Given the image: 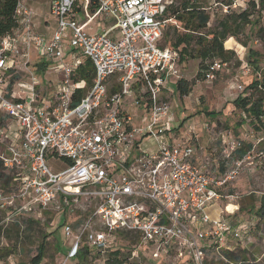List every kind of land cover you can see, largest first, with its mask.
Segmentation results:
<instances>
[{
	"label": "built area",
	"instance_id": "1",
	"mask_svg": "<svg viewBox=\"0 0 264 264\" xmlns=\"http://www.w3.org/2000/svg\"><path fill=\"white\" fill-rule=\"evenodd\" d=\"M251 2L258 0H205L202 9L226 15ZM174 3L50 0L56 24L45 36L35 29L33 9L16 1L15 26L0 38V228L12 224L22 231L31 215L51 227L63 215L67 246L57 264H73L84 251L108 264L111 252L120 255L121 238L133 241L128 260L264 264V258L231 259L253 224L238 214V196L226 190L250 163L255 146L239 156L240 142L225 137L220 165L199 151L194 132L173 142L180 130L169 121L171 91L181 65L176 51L160 40ZM97 17L113 22L88 31ZM40 49L61 78L41 94L31 76L20 96L23 84L11 78L16 60L26 65L31 51ZM78 53L90 61L93 78L74 102L76 90L86 88L73 78L83 64ZM219 67L213 61L205 76L212 78ZM147 136L156 140V151L140 148ZM47 158L63 160L64 168L52 172ZM214 206L219 217L208 211Z\"/></svg>",
	"mask_w": 264,
	"mask_h": 264
},
{
	"label": "rangeland",
	"instance_id": "2",
	"mask_svg": "<svg viewBox=\"0 0 264 264\" xmlns=\"http://www.w3.org/2000/svg\"><path fill=\"white\" fill-rule=\"evenodd\" d=\"M25 1L29 3V6L33 7L35 12L33 22L35 26L40 29L44 26V20H47L53 30L56 21L49 14L50 0ZM199 2L203 4L205 0H199ZM208 13V29H211L216 26L224 15L218 10H209ZM112 22L111 18L97 17L89 25V29L93 31L96 28L107 27ZM262 25H264V12H261L259 17L256 16L252 23L245 25L242 33L237 38L229 37L223 43V46L225 49L233 50V53L229 54L225 61L216 59L215 61L219 63L220 67L213 72V77L207 78L204 71L203 75L195 80L187 99H181L177 95L173 98L171 105L174 117L169 118L172 128L178 127L180 120L183 118L180 124L183 132L173 140L174 143L184 140L190 132L197 133L201 135L196 141L200 144L197 145L199 151H202L204 155L210 156L220 165L222 163L221 151L225 137H234L240 142V147L244 152L248 150L249 145L251 147L255 146L250 154V163L248 165L244 164L237 179L226 190L238 196L235 201L241 207L238 214L243 215L242 217L253 224L250 234L242 243L243 247L238 248L237 253L231 256V259H239L246 262L257 259L262 262L264 258V209H261L262 199H264V118L261 121L255 119L253 112L242 110L233 101L238 96L243 97L250 94V90L246 86L250 81L264 76V45L255 35L256 30ZM172 32L173 30L169 28L168 33L170 36ZM231 42L233 45H229ZM78 57L84 63L85 57L80 53H78ZM65 58L67 61H71L70 56ZM206 63H209V60H206ZM197 71V59H186L181 64V76H185L186 80H194ZM32 75L37 79H42L38 78L35 72H32ZM29 76L30 74L27 71L19 68H16V71L13 72L11 78H19L20 83L23 84V88L19 90L18 95L22 96L27 91L25 87L29 85ZM257 96L259 97L260 94L255 97ZM262 104L264 106V100ZM183 110L184 113L181 114ZM133 119L135 123L139 122V111L137 108L133 110ZM190 134L195 135L193 133ZM136 139L139 138L136 137ZM140 148L149 152L156 151V140L147 136L142 140ZM260 151L263 154L260 155ZM47 165L52 172H58L64 168L65 163L61 159L47 158ZM215 207L208 208V211L211 215L219 217L220 208L218 206ZM213 209H215V212H212ZM232 209V205L227 206V210ZM222 215L225 216V213ZM64 220L65 217L63 215H56L53 226L50 227L53 233L48 234L47 229L44 228L47 236L45 237L44 260L40 264H57L61 259L66 249L63 247V243H65L62 231ZM42 232L43 229L41 228H32L24 232L25 237L29 238V240H19L18 245L21 243L19 252L16 250L18 240H10L15 237V234L12 233L10 238L5 237L6 234H4L5 240L0 238V264H29L30 258L36 254L38 244L44 233ZM7 238L9 240H6ZM132 242V240H125L124 238L118 240V246L121 248L120 261L123 260L126 264H166L165 261L153 262L142 257L139 260H128L127 256H130L133 248ZM73 264L102 263L100 258L88 256L84 251Z\"/></svg>",
	"mask_w": 264,
	"mask_h": 264
},
{
	"label": "trees",
	"instance_id": "3",
	"mask_svg": "<svg viewBox=\"0 0 264 264\" xmlns=\"http://www.w3.org/2000/svg\"><path fill=\"white\" fill-rule=\"evenodd\" d=\"M16 1L0 0V38L15 26L12 15ZM261 12H264V0H258L257 3L251 2L245 10L233 11L224 15L216 26L208 29L209 14L202 9V2H199V0H175V3L165 13V17L170 18V22L167 23L162 32L160 45L176 51L179 65L186 59L198 60V71L194 80L183 78L177 80L176 90L180 96L190 92L195 80L203 75V72L209 68L210 63L216 59L227 60L228 55L232 54L233 50L225 49L223 43L229 37L237 38L242 33L244 26L252 23L256 16H260ZM169 28L173 30L171 36L168 33ZM255 35L264 45V25L256 30ZM206 60H209V63H206ZM73 78L75 81L84 80L86 83V88L77 89L75 92L74 102H77L79 97L87 90L93 78V69L89 60L85 59ZM246 88L250 90V94L236 97L233 103L241 107L242 110L253 112L255 119L261 121L264 118V106L262 104L264 100V76L250 81ZM258 94L260 96L255 97ZM248 147L251 148L250 145ZM237 154L242 156L244 151L239 149ZM261 207L263 210L264 199H262ZM42 237H46V235ZM44 248L45 241L42 240L38 244L36 254L30 258L29 264H40L44 256ZM109 256V259H111L109 263L123 262V260L120 261L118 251L111 252Z\"/></svg>",
	"mask_w": 264,
	"mask_h": 264
},
{
	"label": "crops",
	"instance_id": "4",
	"mask_svg": "<svg viewBox=\"0 0 264 264\" xmlns=\"http://www.w3.org/2000/svg\"><path fill=\"white\" fill-rule=\"evenodd\" d=\"M23 1L25 2L26 5L29 6V3H27V1H25V0H23ZM31 8L33 9V7H31ZM34 14H35V12H34ZM34 26H35V24H34ZM35 29L38 32H40L41 34L45 35V36H49L51 34V32H52V27L49 26L47 20H44V26H42V28L39 29V27L35 26ZM87 30L90 31L89 26L87 27ZM100 30H101V28L100 29L96 28V29H94L93 31H90V32H95V31H100ZM229 45H233V43L231 42ZM54 65H55L54 62H50V61L45 59V57L43 55V50H41V49L40 50H32L31 51L30 58H29L28 63L26 65H24L22 60H16V63H15V67L17 69L19 68V69H21L23 71H27L30 74V76H29L30 78H31V76H33L32 72L37 73V75H38L37 77L38 78H42V79H38L39 82H40L39 89H40L41 94H45V93L53 91V89L57 85V82H58L59 78H61L60 74L57 73L54 70ZM179 71H180V78L187 79V78H185V76H181V66H180V70ZM112 78H115V77H112ZM176 83H177V80L174 81L175 87L171 91V93L173 95V98L177 95L181 99H184V98L187 99L189 97L188 94L190 92L188 94H186V95L180 96L179 93L176 90ZM171 93H170V95H171ZM182 121H183V118L180 120V124L182 123ZM180 124L178 126V128L180 130L179 136L183 132V129L180 127ZM9 128L11 129V131L15 130V124L13 122H9ZM10 133H12V132H10ZM195 135L197 136V140L201 136V135H199L197 133H195ZM196 145H200V144H198L196 142ZM32 228H41V229H43L44 233L42 232L43 233L42 236H45V235L47 236V234L44 231L45 230L44 228L47 229V233L48 234L53 233V230L50 229V227H47L46 225L41 224L40 222H38L37 218H35L34 215H31L28 219H26V228L24 230H22V231L19 229V227L17 225H12V224H9L5 228H0V230H2V232H0V238L5 240L4 234H6L5 237L10 238L11 234L14 233L15 237L10 239V240H18L17 241V249L16 250L19 252L20 248H21V247H19V245L21 243L18 245L19 240H29V238L25 237L24 232H26L27 230H31ZM28 236H29V234H28ZM8 238L6 240H9ZM42 240L45 241V237H42L41 241ZM66 246H67V240L65 239V243H63V247L66 248ZM44 250H45V248H44ZM42 260H44V256L42 257Z\"/></svg>",
	"mask_w": 264,
	"mask_h": 264
}]
</instances>
